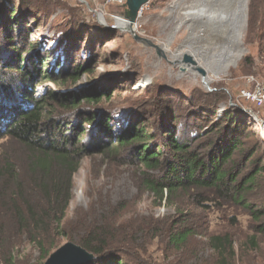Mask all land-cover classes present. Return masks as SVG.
<instances>
[{"label":"trees","instance_id":"1","mask_svg":"<svg viewBox=\"0 0 264 264\" xmlns=\"http://www.w3.org/2000/svg\"><path fill=\"white\" fill-rule=\"evenodd\" d=\"M3 1L0 29L4 32L3 39L12 46L8 51L10 56H6L0 67H8L22 85L8 90L9 86L0 78V139L11 138L25 147L26 172L31 187L25 191L19 171L11 162L0 163V181L7 178L0 189V264H17L16 252L24 240L38 248L41 253L38 264H41L62 238L95 253L97 257L90 264H132L124 250L136 247L132 238L138 221L133 225L122 223L127 210L123 202L103 211L90 209L78 223L72 220L65 222L73 199L75 174L84 156L101 150L102 143L117 144L128 152L125 158L142 167L138 175L139 186L152 193L159 203L165 199L173 203L181 195H192L199 201H213L205 192H216L218 197L242 204L244 207L237 208L243 209L250 218L254 233L248 235L240 251L247 255L260 249L259 240L264 237V207H253L246 199L255 197L252 192L258 187V176L264 173V163L259 160L256 147L246 149L252 137L261 141L252 129L249 112L241 110L238 105H228L221 115L218 114L220 104L228 102L225 92H206L199 102H186L182 109L175 104L177 98L159 95L150 101L149 117L129 108L116 129L110 112L99 104L105 94L101 89L92 88L90 93L81 96V100L74 92L35 95L37 84L34 86L32 82L41 74L45 76L41 79L65 82L68 79L77 81L82 72H91V59L82 58L93 54V37L86 41L81 28L83 25L76 29L77 23L70 19L68 23L71 25L66 32L55 31L53 34L58 46L55 50L62 59L57 63L51 60L53 49L42 50L40 39L31 38L36 30L32 28L40 19L45 21L44 25L48 24L49 17L43 14L45 10L37 9L33 0ZM32 10L41 16L35 18ZM102 31L110 36L116 32L112 28ZM22 40L27 43H22ZM47 64L48 69H44ZM11 91L10 95L6 93ZM239 98V104L243 102L257 110L240 94ZM51 102H58L71 110H80L82 102H86L88 107L96 109V112L87 113L84 120L90 126L95 122L91 133L88 132L89 126L82 128L83 131L75 129L76 136L48 134L43 114ZM66 128L73 130L72 125ZM80 137L85 142L80 141ZM239 155L245 157L244 168L249 165L253 170L242 173ZM14 178L18 184L10 186ZM35 189L41 194L39 199L32 197ZM177 208L179 216L175 220L154 219L151 223L163 226L155 227L153 234L154 238H163L165 249L175 256V261L169 264L186 263L188 253L189 260L192 259L193 239L200 231L206 230V221L202 217L205 211L186 213L183 207ZM204 208L209 210L211 207ZM238 215V212L230 213L228 221L231 225H238ZM140 231L144 232V229ZM206 236V248L213 251L218 264L237 263L241 252L237 251L232 234L209 232ZM141 249L147 252L146 248Z\"/></svg>","mask_w":264,"mask_h":264},{"label":"rangeland","instance_id":"2","mask_svg":"<svg viewBox=\"0 0 264 264\" xmlns=\"http://www.w3.org/2000/svg\"><path fill=\"white\" fill-rule=\"evenodd\" d=\"M34 1L37 3V9L45 10L43 14L46 18L49 17V21L47 20L48 24L44 25L43 19L36 20L38 23L32 28L35 27L36 30L31 38L40 39L42 50L53 49L50 55L52 61L56 60L58 63L62 60L57 55L58 46L54 42L53 34L56 33L55 31L66 32L70 28L68 21L76 22V29L83 25L81 28L84 38L87 37L86 41L88 37H93L91 41L93 54L90 57L86 54L82 58L91 59L89 67L91 72H82L77 81L68 79L65 82L41 79L45 77L41 74L32 82L34 86L37 84L35 95H41L43 92L46 94L74 92L76 96H80L79 100H81V96L90 93L92 88L101 89L105 94L99 100V104L102 109L110 112L113 118L112 125L116 129L126 117L129 108L134 109V112L138 111L140 115L149 117L150 101L159 95L177 98L178 102L176 100L175 104L177 103L178 109H182L185 108L186 102H199L206 92L212 94L225 92L228 102L220 104L218 114L221 115L228 105L231 107L238 105L241 110L246 111V107L254 111L246 104H242L243 102L239 104L237 101L240 99V90L246 86V77L253 76L256 81L264 84V0H249L247 18L242 29L241 56L235 62L227 63V66L224 65L225 60L222 58H225L223 55L230 51L226 45V41L230 40V21L197 22L192 18H186V12L201 9L212 15L218 12L229 15L234 0H149L141 15L139 14L137 22L134 23V28L138 35L158 44L161 52L137 41L126 28L115 29L116 32L111 36L104 34L102 29H109L116 23L115 18L126 11L122 5L109 3L106 0ZM3 2V0L0 1V6ZM25 8L22 7V9ZM32 14H35V18L41 16L36 10H32ZM99 15L104 16L106 24L99 21ZM122 18L125 22L128 21L123 16ZM88 27L90 28L87 30ZM3 38L4 32L0 29V65L10 56L8 51L12 46ZM21 42L27 43L26 40ZM186 54H190L196 64L186 63L184 61ZM222 64L226 66L223 69L219 68ZM48 66L47 64L44 69H48ZM196 66L206 70L208 84L203 82L201 73L195 69ZM0 70V78L4 80L5 85L9 86L8 90L21 87L22 81L20 83L19 79L15 80L16 74L9 71L8 67H0ZM6 93L10 95L12 91ZM88 105L82 102L80 110H71L58 102H51L46 106L43 114L45 130L48 134H57L56 137L62 136L63 133L67 136H76L75 129L80 131L90 126L84 122L87 118L86 114L97 111ZM254 112L259 115L258 118L261 121L256 120L252 113H250L252 117L248 119L261 141L257 137H252L247 142L246 149L256 147L258 158L264 163V130L261 133V128L264 126V107ZM151 119H154L153 116ZM94 123L89 127L88 132L91 133ZM68 125H72L73 130L69 131L66 128ZM102 146L101 150H94L84 156L75 174L73 199L66 213L65 222L72 220L78 223L83 214L90 209L93 212L103 211L123 202L127 210L123 214L122 223L133 225L138 221L134 229L135 236L132 238L136 249L130 246L124 250L129 253H127V259H130L132 264H169L170 261H175V256L165 249L166 244L163 238H154V228L163 226L158 223L151 224L153 220L162 221L165 218H170V221L175 220L179 216L177 207H183L186 213L205 211L202 212V217L206 221V230L200 231L193 239L191 254L194 257L189 260L190 253H188L186 263L178 261L176 264H218L213 251L206 248V233L209 232L232 234L235 247L240 254L241 244L248 239V235L254 233L249 223L250 218L243 209L237 208L244 207L242 204L230 198L218 197L216 192H205L213 198V201H199L192 195H181L173 203L166 199L159 203L152 193L142 190L139 186L138 175L142 167L125 158L128 152L117 144L102 143ZM238 159L241 162L242 173L253 170V167L249 165L244 168L245 157L239 155ZM7 161L16 166L22 178L23 188L29 191L31 183L26 172L28 163L25 147L16 140L5 137L0 139V163L5 165ZM15 178L10 186L18 184ZM4 179L0 181V189L6 183ZM40 195L36 189L33 190V198L39 199ZM252 196L255 197L246 199L248 203H251L253 207H264V173L258 176V187L254 189ZM204 207L211 208L206 210ZM236 212L239 213L240 222L238 225H231L228 217L230 213ZM140 229H144V232ZM260 239V249L248 252L247 255L241 252L236 264H264V237ZM67 241L70 240L62 238L52 252ZM140 247L146 248L147 252ZM16 253L17 264L40 262V251L28 240H24Z\"/></svg>","mask_w":264,"mask_h":264},{"label":"water","instance_id":"3","mask_svg":"<svg viewBox=\"0 0 264 264\" xmlns=\"http://www.w3.org/2000/svg\"><path fill=\"white\" fill-rule=\"evenodd\" d=\"M148 2L149 0H127L126 3L123 5L126 8V11L122 14V16L128 21L125 23V25L120 24V22L122 21H116V23L110 26V28L112 29L126 28L130 31V33L134 36V38L137 41L152 46L156 48L159 52H161V48L158 44L154 43L152 40L146 37H142L138 35L134 28V23L137 22L141 7ZM205 9L209 10V8H205ZM209 11L213 12L212 10ZM101 15L98 16L99 21L101 23L106 24V20L104 16L101 17ZM213 15L215 16L214 19L205 22H211L213 20L221 21L222 18L225 19V17L228 16L222 14L221 12H218L217 14H213ZM184 61L188 64H196V62L194 61L193 57L190 54L185 55ZM195 69L201 73L203 82L205 84H208L206 82V77H207L206 70L200 66H196ZM245 110L249 113H252V111L246 107ZM96 257L97 256L95 253L88 251L78 243L73 241H67L59 248H57L54 252H52L43 264H90L92 261L96 259Z\"/></svg>","mask_w":264,"mask_h":264},{"label":"bare ground","instance_id":"4","mask_svg":"<svg viewBox=\"0 0 264 264\" xmlns=\"http://www.w3.org/2000/svg\"><path fill=\"white\" fill-rule=\"evenodd\" d=\"M248 2L249 0H235L233 5L231 6L230 13L228 15L230 17L226 16L225 19L222 18L221 20L222 22L230 21V28H231L230 40L226 41V45L229 47L230 51L227 54L223 55L225 58H222L223 60H225L224 65L226 66L228 65L227 63L235 62L241 56L240 49L242 48V42H241L242 29L245 25L247 18ZM214 17H215L214 15L208 14L207 11L201 9L186 12V18H192L193 21L196 20L197 22L208 21ZM120 24L125 25L124 22ZM224 65L222 64L219 68L222 69L225 68L226 66L224 67ZM206 82L209 83L208 78L206 79ZM262 130L264 129L261 128V133Z\"/></svg>","mask_w":264,"mask_h":264},{"label":"built area","instance_id":"5","mask_svg":"<svg viewBox=\"0 0 264 264\" xmlns=\"http://www.w3.org/2000/svg\"><path fill=\"white\" fill-rule=\"evenodd\" d=\"M106 1L109 3H115L123 6L127 0H106ZM147 5L148 3L144 4L141 7L139 11L140 15ZM121 15L115 18L116 21H122L126 23ZM240 97L244 98L246 101L254 105L256 109H261L262 107H264V84H261L260 82L256 81V79L253 76L246 77V86L243 89H241ZM253 116L259 122L261 121L258 118L259 115L256 114L254 111H253ZM262 129H264V126L262 127Z\"/></svg>","mask_w":264,"mask_h":264}]
</instances>
